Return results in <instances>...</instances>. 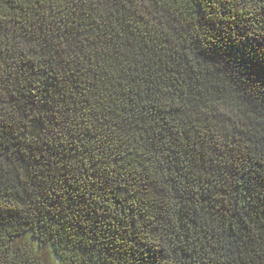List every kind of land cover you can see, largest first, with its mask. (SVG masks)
<instances>
[{
    "label": "trees",
    "instance_id": "trees-1",
    "mask_svg": "<svg viewBox=\"0 0 264 264\" xmlns=\"http://www.w3.org/2000/svg\"><path fill=\"white\" fill-rule=\"evenodd\" d=\"M0 264H264V0H0Z\"/></svg>",
    "mask_w": 264,
    "mask_h": 264
}]
</instances>
